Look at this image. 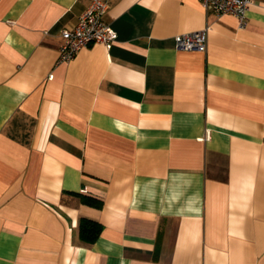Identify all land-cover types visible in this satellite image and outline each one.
I'll return each mask as SVG.
<instances>
[{"label": "crops", "instance_id": "obj_1", "mask_svg": "<svg viewBox=\"0 0 264 264\" xmlns=\"http://www.w3.org/2000/svg\"><path fill=\"white\" fill-rule=\"evenodd\" d=\"M93 1L0 0V264H264V0H99L115 42L59 62Z\"/></svg>", "mask_w": 264, "mask_h": 264}, {"label": "built area", "instance_id": "obj_2", "mask_svg": "<svg viewBox=\"0 0 264 264\" xmlns=\"http://www.w3.org/2000/svg\"><path fill=\"white\" fill-rule=\"evenodd\" d=\"M255 0H200L205 12L217 16L233 15L243 27L246 21L248 6ZM107 5L99 0H94L80 14L76 24L60 33L62 43L59 48V62H69L83 49L101 44L110 48L117 38L116 32L106 22L105 14ZM175 48L178 51L205 52L207 47V27L180 34L174 38Z\"/></svg>", "mask_w": 264, "mask_h": 264}, {"label": "trees", "instance_id": "obj_3", "mask_svg": "<svg viewBox=\"0 0 264 264\" xmlns=\"http://www.w3.org/2000/svg\"><path fill=\"white\" fill-rule=\"evenodd\" d=\"M82 198L86 200L85 197ZM92 204L95 206H100L101 201L97 199H92ZM79 230L81 239L91 243L97 239L101 231V225L94 221L82 220Z\"/></svg>", "mask_w": 264, "mask_h": 264}]
</instances>
